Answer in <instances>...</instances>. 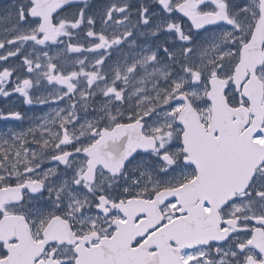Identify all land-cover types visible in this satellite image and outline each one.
<instances>
[{
  "label": "snow or ice",
  "instance_id": "1",
  "mask_svg": "<svg viewBox=\"0 0 264 264\" xmlns=\"http://www.w3.org/2000/svg\"><path fill=\"white\" fill-rule=\"evenodd\" d=\"M14 94L0 264H264V0H7Z\"/></svg>",
  "mask_w": 264,
  "mask_h": 264
},
{
  "label": "flooded vegetation",
  "instance_id": "2",
  "mask_svg": "<svg viewBox=\"0 0 264 264\" xmlns=\"http://www.w3.org/2000/svg\"><path fill=\"white\" fill-rule=\"evenodd\" d=\"M90 2H95L99 4L102 2V0H90ZM7 3V0H0V4ZM8 106H14L17 109L26 112L29 116L36 114L39 115V111H35L34 108L38 105H26L23 103L22 98L19 96V94H14L10 99L0 96V108L2 107H8ZM21 125L15 124V123H5L3 121H0V130H3L7 127H20ZM23 126H27L26 124Z\"/></svg>",
  "mask_w": 264,
  "mask_h": 264
},
{
  "label": "rangeland",
  "instance_id": "3",
  "mask_svg": "<svg viewBox=\"0 0 264 264\" xmlns=\"http://www.w3.org/2000/svg\"><path fill=\"white\" fill-rule=\"evenodd\" d=\"M35 111H39V114L41 113L42 110L46 111V109H42V106H37L34 108Z\"/></svg>",
  "mask_w": 264,
  "mask_h": 264
}]
</instances>
